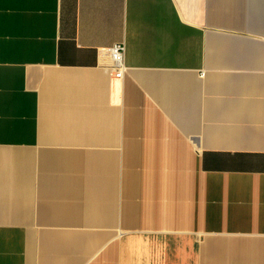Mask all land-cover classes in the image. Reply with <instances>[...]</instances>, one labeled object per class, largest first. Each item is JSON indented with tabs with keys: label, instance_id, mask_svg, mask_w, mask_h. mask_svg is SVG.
Returning <instances> with one entry per match:
<instances>
[{
	"label": "crops",
	"instance_id": "obj_1",
	"mask_svg": "<svg viewBox=\"0 0 264 264\" xmlns=\"http://www.w3.org/2000/svg\"><path fill=\"white\" fill-rule=\"evenodd\" d=\"M0 264H264V0H0Z\"/></svg>",
	"mask_w": 264,
	"mask_h": 264
},
{
	"label": "built area",
	"instance_id": "obj_2",
	"mask_svg": "<svg viewBox=\"0 0 264 264\" xmlns=\"http://www.w3.org/2000/svg\"><path fill=\"white\" fill-rule=\"evenodd\" d=\"M125 51L126 46L124 43H115L108 49V53L113 60L112 69L116 78H122L127 68Z\"/></svg>",
	"mask_w": 264,
	"mask_h": 264
}]
</instances>
